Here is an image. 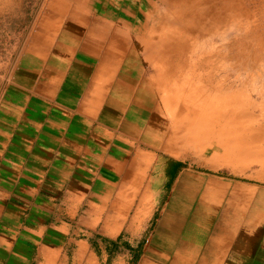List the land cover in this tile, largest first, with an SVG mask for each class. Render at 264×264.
<instances>
[{"label": "rangeland", "instance_id": "374dc122", "mask_svg": "<svg viewBox=\"0 0 264 264\" xmlns=\"http://www.w3.org/2000/svg\"><path fill=\"white\" fill-rule=\"evenodd\" d=\"M76 1L90 45L112 33L125 45L106 84L116 91L90 112L126 164L92 195V208L82 204L72 220L54 225L46 220L45 243L77 239L95 250L117 239L114 262L136 264L148 259L157 218L170 206L180 213L214 175L245 184L235 188L252 198L250 209L264 208V0H125L142 15L134 26L115 21L116 29L105 21L113 20L111 1L75 0L71 8ZM60 2L0 0V91L19 78L32 33ZM93 72L91 95L106 79ZM57 190L67 193L51 186L45 198ZM86 255L80 264H100Z\"/></svg>", "mask_w": 264, "mask_h": 264}, {"label": "crops", "instance_id": "0c3cea01", "mask_svg": "<svg viewBox=\"0 0 264 264\" xmlns=\"http://www.w3.org/2000/svg\"><path fill=\"white\" fill-rule=\"evenodd\" d=\"M72 1L61 0L32 33L19 78L0 91V264H80L87 252L100 264L137 260L114 262L117 239L95 250L84 240H63L55 248L43 239L46 220L54 225L72 220L82 204L92 208V195L102 193L109 176L126 164L123 149L112 148L90 112L93 105L98 114L112 97L109 90L116 91V84H106L117 73L125 45L114 33L104 45H90L81 32L87 22L75 20L82 7L76 1L71 8ZM109 1L113 20L105 21L111 28H117L115 21L134 26L142 15L138 4ZM92 31L100 35V29ZM94 69L95 77L106 79L101 93L91 95L88 75ZM215 176L180 213L170 206L157 218L148 259H141V247L132 249L141 256L136 264H264V208L250 209L252 198L235 188L245 184ZM50 184L67 193L61 197L57 190L47 199Z\"/></svg>", "mask_w": 264, "mask_h": 264}]
</instances>
